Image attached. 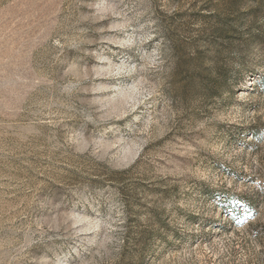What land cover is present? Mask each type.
Wrapping results in <instances>:
<instances>
[{
    "label": "rangeland",
    "instance_id": "374dc122",
    "mask_svg": "<svg viewBox=\"0 0 264 264\" xmlns=\"http://www.w3.org/2000/svg\"><path fill=\"white\" fill-rule=\"evenodd\" d=\"M0 264H264V0H0Z\"/></svg>",
    "mask_w": 264,
    "mask_h": 264
}]
</instances>
